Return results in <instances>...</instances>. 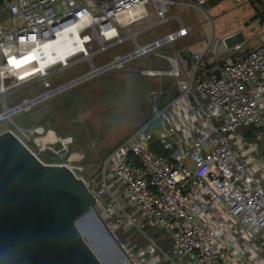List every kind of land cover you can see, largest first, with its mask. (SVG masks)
I'll return each instance as SVG.
<instances>
[{
	"label": "built area",
	"instance_id": "1",
	"mask_svg": "<svg viewBox=\"0 0 264 264\" xmlns=\"http://www.w3.org/2000/svg\"><path fill=\"white\" fill-rule=\"evenodd\" d=\"M210 1L0 0V15L11 22L9 29L0 25V122L10 123L13 129L8 131L42 162L37 154L50 145L42 141L43 130L21 129L12 118L69 84L14 108H8L6 101L14 87L33 79L50 88L46 78L56 66L43 75L27 71L31 65L26 60L35 48L79 24V36L93 57L124 43L127 39L122 30L141 21L150 29L166 24L171 19L167 17L171 6L204 11L203 6ZM136 8L139 15L121 20L124 13ZM189 33L179 21L175 31L144 46L133 43L129 60L152 55L166 64V70L142 74L173 79L176 94L159 105V94L151 93L152 120L112 149L96 178L82 180L111 233L131 226L145 237L144 247L126 252L133 264H264V45L233 58L227 56L226 39L212 50L213 33L209 47L193 54L187 69L179 52L161 51ZM208 51L215 66L202 70ZM200 72L204 76L201 80ZM242 129L252 130L261 146L249 144L239 132ZM154 135L166 156L150 150ZM58 145L48 148L57 162L42 163L71 170L64 162L68 143ZM143 224L157 232L175 258L157 245L156 238L142 232Z\"/></svg>",
	"mask_w": 264,
	"mask_h": 264
},
{
	"label": "rangeland",
	"instance_id": "2",
	"mask_svg": "<svg viewBox=\"0 0 264 264\" xmlns=\"http://www.w3.org/2000/svg\"><path fill=\"white\" fill-rule=\"evenodd\" d=\"M212 1L203 6L204 11L184 6H171L167 14V17L171 18L170 21L158 28L150 29L147 22L141 21L128 30H122V37L127 39L124 43L91 58L75 57L70 60L66 68L59 66L52 68L49 77L46 78L50 85L49 89L44 88L42 80L39 79L14 87L6 99L8 108L35 101L78 78L84 76L88 78L76 85L68 86L67 89L53 96L32 103L26 110L12 118L13 123L21 129L29 130L34 126L43 130L42 141L50 145L47 144L45 150L38 153L37 157L44 163L54 162V157L48 148H56L62 141L67 142L69 152L64 162L78 178L89 182L96 178L102 160L116 145L141 124L152 120L148 96L151 93L159 94V105L174 97L176 88L173 79L149 78L142 74L147 70L167 69L166 64L157 61L152 55L134 58L114 68L109 67L106 71L92 74V67L99 69L130 55L134 50V42L144 46L157 37L175 31L180 21L185 27L191 28L192 32L185 39L165 47L161 52L165 54L180 52L184 64L189 62L193 54L203 52L209 47L213 33V51L220 45L223 37L234 34V39L230 37L226 40H228L227 46L231 45L227 55L235 57L240 51L244 52L262 42L259 34L264 29V23H255L254 29H250L251 26L247 24L252 15H260L264 8V0H262V8L252 6L253 11L247 5L236 4L233 0H221L220 5L218 1ZM147 10L151 20L154 21V13L150 5L147 6ZM0 25L5 29L10 28L11 22L4 14L0 15ZM257 35L259 36L256 37ZM241 39L244 43L242 42L240 47L233 48L234 42ZM95 45L96 42L92 47L96 48ZM40 61L43 63L42 57ZM27 64L32 66L30 61ZM214 66L215 62L211 52L208 51L201 69H210ZM36 122L42 123V126H35ZM154 127L155 125L152 126ZM11 129L13 127L7 121L0 122V133ZM239 132L249 144L261 146L254 138L252 130L242 129ZM154 141L158 143L156 135ZM29 147L36 152L35 146L29 144ZM86 223L89 227L86 232L93 240L91 242H95L100 250L102 249L99 242L103 247L107 246L104 249L107 260L109 258L108 264H115V261L119 264L121 258H124L122 264H128L127 258L118 253L105 239L104 235L107 234L99 229L98 222L90 220ZM143 226L142 232L146 236L158 237L155 230L146 224ZM113 234L126 252L135 250L138 243L147 244L142 233L131 226H123ZM156 243L174 257L165 241L156 238ZM106 256L103 255L104 258ZM111 259L116 260L111 261ZM136 262L138 264V261Z\"/></svg>",
	"mask_w": 264,
	"mask_h": 264
},
{
	"label": "water",
	"instance_id": "3",
	"mask_svg": "<svg viewBox=\"0 0 264 264\" xmlns=\"http://www.w3.org/2000/svg\"><path fill=\"white\" fill-rule=\"evenodd\" d=\"M85 217L98 222L105 239L133 264L81 178L64 165L43 164L9 131L0 133V264H108L82 231Z\"/></svg>",
	"mask_w": 264,
	"mask_h": 264
},
{
	"label": "bare ground",
	"instance_id": "4",
	"mask_svg": "<svg viewBox=\"0 0 264 264\" xmlns=\"http://www.w3.org/2000/svg\"><path fill=\"white\" fill-rule=\"evenodd\" d=\"M140 9L136 8L134 10L128 11L124 13L121 17L122 21H128L133 19L135 16L139 15ZM79 24L67 28L66 30L62 31L56 37L52 38L49 41L44 42L43 44L39 45L37 48L33 50V52L29 55L28 60L26 63L30 61L32 64L31 67L28 68L27 71L30 74H46V70L48 68H52L54 66H67L68 60H71L75 57L82 56L83 58H91L90 54L87 51L86 46L84 45V41L79 36ZM43 58V63H41L40 59ZM64 67V68H66ZM109 69V67L107 68ZM107 69H95L92 67V74H96L99 72L106 71ZM89 217H85L83 222L85 223L83 226L82 231L87 234L86 230H89V227L86 225ZM90 236V235H89ZM88 236V237H89ZM91 241L92 238L90 237ZM96 240V238H95ZM96 249L101 252V255L106 256L105 247L100 244V250L95 242L92 243ZM107 258V256H106ZM116 260V259H115ZM111 259V261H115ZM108 261V260H107ZM108 263V262H107ZM122 264L123 261L120 259L119 264ZM115 264L118 262L115 261Z\"/></svg>",
	"mask_w": 264,
	"mask_h": 264
},
{
	"label": "crops",
	"instance_id": "5",
	"mask_svg": "<svg viewBox=\"0 0 264 264\" xmlns=\"http://www.w3.org/2000/svg\"><path fill=\"white\" fill-rule=\"evenodd\" d=\"M177 1V0H176ZM181 1V0H180ZM216 1H218V4L220 5V4H222V2H221V0H213L212 2H216ZM262 0H244V2L242 3V4H244V5H247V7H249L250 8V10L251 11H253V8H252V6H254L255 8H257L258 6L260 7L261 6V8H262ZM253 4V5H252ZM178 7H183V5H179ZM185 7V6H184ZM245 11H247L246 9H245ZM260 23V24H262V23H264V8H262V12H260V15H252V17L249 19V23L247 24V25H250L251 27H250V29H254V26H255V23ZM246 25V26H247ZM189 30H190V32H192V30H191V28H189ZM190 34V33H189ZM260 35V36H259ZM259 35H257L256 37H260V40L262 41L260 44H258L257 46H260V45H264V29H263V31L261 32V34H259ZM230 37H233V39H234V34H231V35H228V36H225V37H223L222 39H227V38H230ZM255 37V38H256ZM185 39V38H184ZM256 39H258V38H256ZM183 40V39H182ZM226 42L228 43V40H226ZM244 43V41L241 39V40H236L235 42H234V44H233V48H235V47H240L241 46V44H243ZM229 46H228V48H230V44H228ZM257 46H254V47H257ZM254 47H252V48H254ZM252 48H249V49H247V50H245L244 52H239V55L238 56H231V55H227V56H229V57H233V58H240L241 56H243L246 52H248L250 49H252ZM230 50V49H229ZM180 53V52H179ZM228 54V53H227ZM180 55H181V53H180ZM235 55V54H234ZM181 59H182V57H181ZM206 59V58H205ZM182 61H183V59H182ZM186 67H187V69H189L190 67H189V64H188V61L184 64Z\"/></svg>",
	"mask_w": 264,
	"mask_h": 264
},
{
	"label": "trees",
	"instance_id": "6",
	"mask_svg": "<svg viewBox=\"0 0 264 264\" xmlns=\"http://www.w3.org/2000/svg\"><path fill=\"white\" fill-rule=\"evenodd\" d=\"M166 67H167V65H166ZM203 77H204L203 74H201V73L198 74V79L201 80V79H203ZM144 123H145V122H144ZM141 125H142V124H141ZM141 125H140V126H141ZM35 126H38V127H39V126H42V123H38V122H36V123H35ZM140 126H139V127H140ZM33 128H35V127L33 126ZM33 128H32V129H33ZM136 129H137V128H136ZM136 129H135V130H136ZM135 130H134V131H135ZM134 131H133V132H134ZM133 132H132V133H133ZM132 133H130V134H132ZM150 150H151L152 152H154V153L160 155V156H166V152H164V151L162 150V148L160 147V145H159L157 142H155L154 140L151 141ZM108 154H109V153H108ZM108 154H107V155H108ZM107 155H106V156H107ZM106 156H105V157H106ZM104 159H105V158H104ZM104 159H103V160H104ZM103 160H102V161H103ZM56 162H57V160L54 159V162H50V163H56ZM152 237H153V238H157L156 235H154V236H152ZM117 240H118V239H117ZM118 241H119V240H118ZM119 243H120V242H119ZM120 244H121V243H120ZM145 244H146V243H143V242H142L141 244L138 243V244H137V248L135 249V251H137V250H139L140 248L144 247Z\"/></svg>",
	"mask_w": 264,
	"mask_h": 264
}]
</instances>
